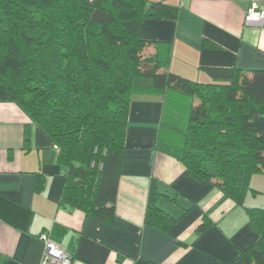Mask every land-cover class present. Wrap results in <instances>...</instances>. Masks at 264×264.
Returning <instances> with one entry per match:
<instances>
[{"label":"trees","instance_id":"trees-1","mask_svg":"<svg viewBox=\"0 0 264 264\" xmlns=\"http://www.w3.org/2000/svg\"><path fill=\"white\" fill-rule=\"evenodd\" d=\"M177 9L167 0H0V99L17 101L52 139L61 205L113 219L131 96L143 90L161 97L155 148L240 205L260 190L250 178L264 173V66L202 65L205 80L170 70V42L144 37L141 23ZM147 44L153 53L143 54ZM137 77L151 85L134 86ZM243 206L255 238L229 264H264V205ZM175 219L155 204L144 212L161 229Z\"/></svg>","mask_w":264,"mask_h":264},{"label":"crops","instance_id":"crops-1","mask_svg":"<svg viewBox=\"0 0 264 264\" xmlns=\"http://www.w3.org/2000/svg\"><path fill=\"white\" fill-rule=\"evenodd\" d=\"M167 1L177 5L176 17H147L141 34L170 42V70L205 80L202 65L264 66V20L244 21L253 0ZM150 85L148 77L134 79L136 87ZM160 120V95L135 91L114 216L104 221L60 204L65 174L56 146L17 101L0 99V264H50L41 260L39 234L70 253V264H229L255 238L243 205L256 203L246 201L249 191L243 205L234 202L155 148ZM151 204L176 217L173 224L161 229L145 222Z\"/></svg>","mask_w":264,"mask_h":264},{"label":"built area","instance_id":"built-area-1","mask_svg":"<svg viewBox=\"0 0 264 264\" xmlns=\"http://www.w3.org/2000/svg\"><path fill=\"white\" fill-rule=\"evenodd\" d=\"M264 20V4L253 0L244 15L245 23L260 22ZM43 240V250L41 260L50 264H70V255L60 245L47 239L43 234H39Z\"/></svg>","mask_w":264,"mask_h":264},{"label":"rangeland","instance_id":"rangeland-1","mask_svg":"<svg viewBox=\"0 0 264 264\" xmlns=\"http://www.w3.org/2000/svg\"><path fill=\"white\" fill-rule=\"evenodd\" d=\"M260 24V22H249L247 24ZM150 44H147L142 52L143 54H148L149 52L146 51L147 46ZM146 51V52H145ZM257 173H253L250 178V184L254 185L253 183L256 181L258 189H260L258 192L251 193L248 197H246V201H254L257 205L263 204L264 205V173H261V175H256ZM260 183V184H259ZM262 185V186H261ZM253 198V199H250Z\"/></svg>","mask_w":264,"mask_h":264}]
</instances>
